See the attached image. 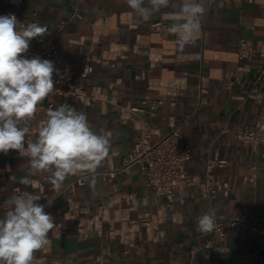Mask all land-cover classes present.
<instances>
[{
    "label": "crops",
    "instance_id": "1",
    "mask_svg": "<svg viewBox=\"0 0 264 264\" xmlns=\"http://www.w3.org/2000/svg\"><path fill=\"white\" fill-rule=\"evenodd\" d=\"M179 3L170 0L168 8L144 22L123 0H0V15L14 14L22 23L39 22L56 31L58 55L76 72L93 69L82 82L95 101L83 107L58 96L46 98L28 124L30 139L37 138L47 109L71 105L87 115L94 131L111 133V150L96 171L112 170L139 136L155 141L181 122L180 138L190 147L187 173L194 182L206 175L220 181L210 203L188 186L168 204L146 186L137 167L112 177L89 176L83 185L69 183L81 174L70 175L60 190L36 176L28 187L19 182L27 174V158L15 150L0 153V216L11 195L29 191L42 197L39 203L54 218L50 244L36 253L35 264H190L192 246L195 264H252V234L227 232L213 251L204 247L209 236L198 231L197 218L213 212L264 219V144L251 149L221 133L224 126L264 118V0H211L195 33L196 46L183 50L174 34L161 38L150 26L172 25ZM239 38L251 42L253 56L238 58ZM145 97L161 101L153 115L147 106L130 109ZM208 159L225 163L207 171ZM261 255L264 259V248Z\"/></svg>",
    "mask_w": 264,
    "mask_h": 264
},
{
    "label": "clouds",
    "instance_id": "2",
    "mask_svg": "<svg viewBox=\"0 0 264 264\" xmlns=\"http://www.w3.org/2000/svg\"><path fill=\"white\" fill-rule=\"evenodd\" d=\"M211 0H180L175 22L168 31L174 34L179 49L196 46ZM133 12L148 22L170 0H123ZM148 6H145V5ZM48 33V25L24 24L14 14L0 15V153L15 150L28 160L27 174L20 183L33 186V177L44 176L56 189L70 175L95 174L111 150V133L96 132L87 115L71 105L49 108L40 121L35 140L29 139L30 126L38 106L54 90L52 61L39 56L27 58L33 38ZM95 181H90L93 186ZM41 196L29 191L11 195L6 211L0 216V264H35L36 253L50 244L54 218L40 204ZM50 205L51 203L48 202ZM216 227L214 213L197 218V229L210 233Z\"/></svg>",
    "mask_w": 264,
    "mask_h": 264
},
{
    "label": "built area",
    "instance_id": "3",
    "mask_svg": "<svg viewBox=\"0 0 264 264\" xmlns=\"http://www.w3.org/2000/svg\"><path fill=\"white\" fill-rule=\"evenodd\" d=\"M24 24H28V22ZM150 26L153 30L159 32L161 38L170 33L168 29L171 25L158 21L151 23ZM55 32L48 30V33L38 41H31L27 53L23 55L29 59L39 56L41 59L50 60L53 62L55 69L58 70L53 73L54 90L48 97L58 96L64 100H73L83 107H88L95 101L96 95L85 88L82 80L91 74L93 69L91 66H86L76 72L69 62L60 58L54 42ZM255 53L256 51L249 40L245 38L238 39L237 56L239 59L249 58ZM227 81L230 83L232 78L229 76ZM42 102L38 106V111ZM160 104L161 101L159 100L145 97L140 100L137 107L130 109H144L147 106L148 111L153 115ZM30 122L31 120L28 121V124ZM181 127V122L173 123L170 129L155 141H151L148 135L142 134L133 142L121 166L112 170L96 171L93 175L81 174L69 183L74 182L83 185L89 176L112 177L117 173L129 172L132 167H137L144 175L146 186L151 188L155 194L162 196L168 204L174 200L179 188L188 186H195L200 196L210 203L216 197L217 186L220 185V181L207 175L200 182L192 180L186 171V162L190 158V147L180 138ZM221 133L231 136L237 144L255 149L257 146L264 144V118H258L252 125L234 128L224 126ZM224 163L225 160L208 159L206 170L209 171L212 166ZM247 179L252 180L253 175ZM221 185L222 193L227 195L228 185L226 183ZM214 218L216 222L215 229L210 233L200 232L202 235L209 236L204 247L216 251L221 248L219 243L225 242L227 232L245 231L252 234L256 241L252 250V264H264L261 255L264 248V219L254 221L238 215L222 218L215 214ZM196 250L197 247L195 246H192L189 250L190 264H195L192 257Z\"/></svg>",
    "mask_w": 264,
    "mask_h": 264
}]
</instances>
